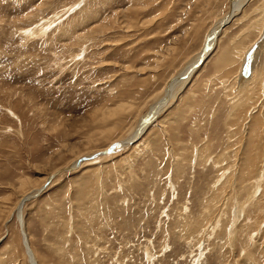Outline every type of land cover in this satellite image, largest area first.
Here are the masks:
<instances>
[{"label": "rangeland", "instance_id": "1", "mask_svg": "<svg viewBox=\"0 0 264 264\" xmlns=\"http://www.w3.org/2000/svg\"><path fill=\"white\" fill-rule=\"evenodd\" d=\"M235 1L0 0V264H264V0Z\"/></svg>", "mask_w": 264, "mask_h": 264}, {"label": "bare ground", "instance_id": "2", "mask_svg": "<svg viewBox=\"0 0 264 264\" xmlns=\"http://www.w3.org/2000/svg\"><path fill=\"white\" fill-rule=\"evenodd\" d=\"M237 0L233 3V11H234V7L236 5ZM230 16V15H229ZM227 18V17H226ZM228 19H231V17L225 19L223 22L220 23L218 29L217 27L208 35V38H206L207 40L205 41L202 50L197 53L195 55V57L193 58V60L184 68L182 69L177 76L174 77L173 80H171V82H169L168 85V91H171L175 86H177L181 81H183L187 76L191 75V73L193 72V70L207 57V55L210 53L214 42L216 40L217 35L219 34V32L221 31V29L228 24ZM230 21V20H229ZM223 24V25H222ZM172 95V94H171ZM164 105V103H161V105ZM158 105V104H157ZM163 105L161 107H163ZM154 108V107H153ZM159 113V110H157V107H155V109L152 110L151 114L149 113V115L147 116L146 120L142 123H144V125L141 123L137 128L136 132H135V136L132 138V140H130L128 143H124L123 146H127L129 145L132 141H136L139 136L144 132V130L146 129V127H148V125L153 121L152 119L155 118V116ZM146 122V123H145ZM143 125V126H142ZM106 152V151H105ZM106 154V153H104ZM102 155V154H101ZM19 217V214H18ZM20 222V221H19ZM21 224V223H20ZM25 240L27 242L26 236ZM29 256H31L32 258V262L33 264L35 263V260L32 256V252L29 250Z\"/></svg>", "mask_w": 264, "mask_h": 264}, {"label": "water", "instance_id": "3", "mask_svg": "<svg viewBox=\"0 0 264 264\" xmlns=\"http://www.w3.org/2000/svg\"><path fill=\"white\" fill-rule=\"evenodd\" d=\"M222 25H223V24H222ZM246 70H247V65H246V67L243 69V75L245 74ZM119 147H120V144L115 143V144L111 145V146L109 147V149L106 150V153L114 152V151L118 150ZM104 153H105V151H104ZM101 154H102V153H101Z\"/></svg>", "mask_w": 264, "mask_h": 264}]
</instances>
